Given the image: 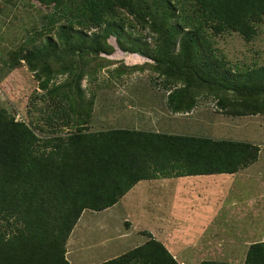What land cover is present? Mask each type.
Segmentation results:
<instances>
[{"label":"trees","instance_id":"16d2710c","mask_svg":"<svg viewBox=\"0 0 264 264\" xmlns=\"http://www.w3.org/2000/svg\"><path fill=\"white\" fill-rule=\"evenodd\" d=\"M28 1L44 22L26 28L9 63L27 67L42 93L32 104L43 106L37 122L0 106V264H71L85 211L114 207L143 181L232 175L259 160L247 141L91 125L99 90L146 72L175 115L207 102L224 116H264V64H233L216 47L226 35L257 38L264 0ZM139 234L144 243L101 264L184 263L150 230ZM263 239L245 245L242 264H264Z\"/></svg>","mask_w":264,"mask_h":264},{"label":"rangeland","instance_id":"374dc122","mask_svg":"<svg viewBox=\"0 0 264 264\" xmlns=\"http://www.w3.org/2000/svg\"><path fill=\"white\" fill-rule=\"evenodd\" d=\"M20 1L0 0V106L9 105L16 119L37 122L38 108L43 106L40 101L32 104L33 95L42 94L38 83L24 64L12 68L9 56L26 38V28L34 24L41 28L43 10L35 3L30 6L28 0ZM217 42V49L223 50L233 64H264V25L252 42L238 34L217 38ZM125 60L130 64L142 61L127 56ZM150 81L147 72L137 73L124 83L99 90L92 130L133 127L159 131L163 120L168 127L174 119L166 104L168 95L162 89H153ZM152 91L157 93L155 97L153 95L154 104ZM191 116H196L199 121L190 124ZM179 117L183 128L171 121L179 127L176 133L212 134L223 139L238 138L255 143L261 149L260 159L251 169H244L246 172L236 174V178H227L225 183H219L220 177L206 176L182 179L190 185L188 188L177 185L176 179L170 180L168 187L160 185L165 181L163 179L143 182L145 184L140 183L114 207L101 213L85 211L67 243V257L71 264H101L144 243L147 238L139 233L149 219H143L141 209L145 217H150L151 223L152 219H157L156 214L162 212L158 207H152L155 202L170 207L175 216H180L186 209L180 206L179 197L185 201L193 193L196 194L191 199L197 204L189 203L188 207H199L196 211L209 221L206 224L196 220L198 227H194L195 230L180 226L177 227L180 234L175 230L171 233L178 245L176 254L183 258V264H199L205 260L242 264L247 246L264 238V116H224L217 113L213 104L202 102L192 114ZM172 193L177 195L173 203L169 201L171 196L175 197ZM163 197L165 202L161 204ZM232 199L239 203L234 207L231 202L223 205L225 200ZM174 215L172 217L177 221ZM142 220L144 223L141 224ZM150 228L157 232L159 227L154 223Z\"/></svg>","mask_w":264,"mask_h":264},{"label":"crops","instance_id":"0c3cea01","mask_svg":"<svg viewBox=\"0 0 264 264\" xmlns=\"http://www.w3.org/2000/svg\"><path fill=\"white\" fill-rule=\"evenodd\" d=\"M154 93V94H153ZM156 91H152V97H153V95H154V97L156 96ZM153 97V104L156 102V99ZM158 106V105H157ZM171 112V111H170ZM172 113V112H171ZM172 115L174 116V119L173 120H171L172 122H175L176 121V124H178L179 126H181L182 128L184 127L183 126V123H182V118L181 117H179V116H187V115H190V114H187V115H175V114H173L172 113ZM208 119V118H207ZM190 120H191V122H190V124L192 123V122H194V121H196V122H198L199 120H198V118L196 117V116H191V118H190ZM209 120V122L211 123L212 121H211V119H208ZM171 121H170V124H169V126L167 127L166 126V124L164 123V120H163V122L161 123V124H163V126H161V129L162 128H167V129H171V132H174V133H176L175 132V130H177L179 127L175 124V123H173V124H171ZM214 122H216V120L214 121ZM213 123V122H212ZM211 123V124H212ZM130 128H133V127H130ZM137 129H143V128H137ZM179 134H183V133H179ZM198 133H195V135L194 136H201V137H208V138H213V139H223V138H220V137H217V136H213L212 134H210V135H207V134H199V135H197ZM188 135H190V134H188ZM232 139V138H231ZM232 140H239V141H244V140H241V139H232ZM260 159V158H259ZM258 162V161H257ZM257 162L255 163V164H253L251 167H249V168H247L246 170H249V169H251L254 165H256L257 164ZM246 171H244V170H242V171H240L239 173H245ZM260 174V173H259ZM246 175H249L248 173L246 174ZM252 175V174H251ZM218 177H220V178H222V180L219 182V183H225L226 181H227V178H236V175H226V174H223V175H219V176H213L212 178H218ZM191 178V177H190ZM198 178H202V177H198ZM182 179H188V178H179V179H176V184L177 185H184L183 187L184 188H188V187H190V185L187 183V182H182ZM158 182V181H157ZM171 181L170 180H165V181H163V183H161L160 185L161 186H164V187H168L169 186V183H170ZM165 183V184H164ZM143 184H145V183H143ZM231 184H233L234 185V183L232 182ZM136 187H138V186H136ZM134 190V189H133ZM175 197H170L169 198V201H171L172 203H173V201H175V200H177V195L176 194H174V193H172ZM194 195L196 194V193H193ZM193 194H191L190 196H189V199L188 200H185V201H181L180 200V197H179V203H180V206L181 207H183L184 209H186L184 212H183V214L182 215H180V216H175L174 214H173V212L174 211H171L169 208L170 207H168V206H165V205H162L164 208H166V209H163L162 208V206L161 205H157V202H155L154 204H153V208H157L158 207V209H160V210H162V212L161 213H158V214H156V216H157V219L156 220H154V219H152V223H151V219H150V217H148L147 216V218L149 219V221L147 222V223H145L143 226L145 227V229H148V230H150L151 231V228H150V226H151V224H154V223H156L157 224V226L159 227L158 229H157V232H153L156 236H158V238L164 243V245L170 250V251H176V249L178 248V245H176V243H175V241H174V238L171 236V233H173L174 232V230L177 232V233H181L178 229H177V227H180V226H183V227H185V228H193L194 230H195V228L194 227H198V225H197V223H196V220L197 221H201V223L202 222H204V223H206L207 224V221H209V220H206L205 219V216H204V214H202V213H198L197 211H192V210H194V209H191V208H189L188 207V204L189 203H191V204H193L194 205V203H193V200L191 199V197H193ZM226 196V195H225ZM182 198H184V196L182 195ZM165 202V199H164V197H163V199H162V201H161V204L162 203H164ZM231 202V205L234 207V206H236L239 202H235V200L234 199H232V200H225V203L223 204L224 206L226 205V204H228V203H230ZM207 204V203H206ZM208 204H209V200H208ZM183 205H186V206H183ZM199 207H197V209H195V210H199L198 209ZM141 210H143V209H141ZM255 212H256V210H255ZM258 212V211H257ZM260 212V211H259ZM172 215H174L175 216V218L177 219V221H175V219H173V217H172ZM238 215V214H237ZM213 218L211 217V220H212ZM179 221H181V223L179 222ZM142 223H144L143 222V220L141 221V224ZM152 232V231H151ZM263 239V238H262ZM264 240V239H263ZM194 241V240H193ZM196 242V241H195ZM169 245H170V247H169ZM194 245H196V243L194 244ZM193 245V246H194Z\"/></svg>","mask_w":264,"mask_h":264},{"label":"clouds","instance_id":"9594fccd","mask_svg":"<svg viewBox=\"0 0 264 264\" xmlns=\"http://www.w3.org/2000/svg\"><path fill=\"white\" fill-rule=\"evenodd\" d=\"M188 113H185V114H182V115H187ZM93 129V128H92ZM92 131V130H91ZM94 131V130H93ZM182 135H186V136H194V135H188V134H182ZM197 137H200V138H206V139H213V138H208V137H201V136H197ZM214 140H223V139H214ZM255 144V143H254ZM257 145V144H256ZM260 151H261V149H260ZM244 170V169H243ZM240 171H242V170H240ZM239 171V172H240ZM238 172V173H239ZM238 173H236V174H238ZM236 174H232V175H236ZM219 175H223V174H214V175H202V176H197V177H203V176H206V177H213V176H219ZM226 175H230V174H226ZM190 177H192V176H190ZM190 177H180V178H190ZM173 179H179V178H166V179H163V180H173ZM156 181H158V180H152V181H143V182H156ZM143 182H141V183H143ZM140 184V183H139ZM139 184H137L136 186H138ZM135 186V187H136ZM196 211V210H195ZM255 242V241H254Z\"/></svg>","mask_w":264,"mask_h":264}]
</instances>
